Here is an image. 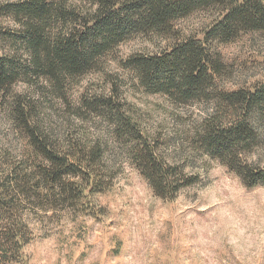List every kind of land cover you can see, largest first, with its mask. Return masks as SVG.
I'll return each instance as SVG.
<instances>
[{
    "label": "trees",
    "instance_id": "obj_1",
    "mask_svg": "<svg viewBox=\"0 0 264 264\" xmlns=\"http://www.w3.org/2000/svg\"><path fill=\"white\" fill-rule=\"evenodd\" d=\"M214 11L203 38H181L159 53L130 55L120 64L147 93L166 96L176 105L214 103L195 145L236 174L248 188L264 187V167L243 158L259 147L264 124V81L253 89L223 90L227 74L215 42L230 43L242 34L264 32V0H0V101L8 102L11 120L28 143L22 158L0 154V264L22 262L32 240L30 213L83 209L89 198L106 191L112 177L97 170L103 149L83 144L66 150L38 120L36 105L15 92L19 82H48L65 96L88 73L103 71L105 59L140 36H173L177 21ZM1 102V103H3ZM81 110L104 119L128 148L129 158L154 194L174 200L200 182L199 176L172 164L127 112L117 93L83 96Z\"/></svg>",
    "mask_w": 264,
    "mask_h": 264
},
{
    "label": "rangeland",
    "instance_id": "obj_2",
    "mask_svg": "<svg viewBox=\"0 0 264 264\" xmlns=\"http://www.w3.org/2000/svg\"><path fill=\"white\" fill-rule=\"evenodd\" d=\"M215 16L214 11H200L177 21L173 36L125 42L105 59L103 71L86 74L65 96L56 95L43 79L15 86L16 93L36 105L38 120L54 142L66 150L83 144L103 149L97 170L101 177L111 176L112 184L89 198L91 215L79 207L30 213L32 240L22 251V262L11 264H264V187L248 188L195 145L214 103L181 106L147 93L120 64L133 54L159 53L181 38L202 39ZM0 25L14 23L3 20ZM211 48L227 65V74L218 80L221 89H253L264 81V32L215 42ZM115 93L142 132L156 142L160 155L199 176L198 184L174 200L154 194L110 124L81 110L83 96ZM1 102L0 154L10 150L22 158L28 143L11 120L9 103ZM258 127L259 147L243 158L264 167V124Z\"/></svg>",
    "mask_w": 264,
    "mask_h": 264
}]
</instances>
